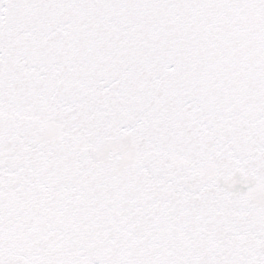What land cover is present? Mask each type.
Segmentation results:
<instances>
[{
	"label": "snow or ice",
	"instance_id": "obj_1",
	"mask_svg": "<svg viewBox=\"0 0 264 264\" xmlns=\"http://www.w3.org/2000/svg\"><path fill=\"white\" fill-rule=\"evenodd\" d=\"M0 264H264V0H0Z\"/></svg>",
	"mask_w": 264,
	"mask_h": 264
}]
</instances>
